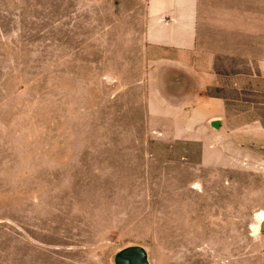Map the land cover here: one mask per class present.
<instances>
[{
  "label": "rangeland",
  "instance_id": "rangeland-1",
  "mask_svg": "<svg viewBox=\"0 0 264 264\" xmlns=\"http://www.w3.org/2000/svg\"><path fill=\"white\" fill-rule=\"evenodd\" d=\"M244 1V40L213 41L242 55L199 92L228 112L181 132L151 103L177 49L148 36L179 0H0V264L136 246L147 264H264V0Z\"/></svg>",
  "mask_w": 264,
  "mask_h": 264
},
{
  "label": "crops",
  "instance_id": "crops-1",
  "mask_svg": "<svg viewBox=\"0 0 264 264\" xmlns=\"http://www.w3.org/2000/svg\"><path fill=\"white\" fill-rule=\"evenodd\" d=\"M220 1L223 0H179V4L173 6L180 11L177 16L151 19L148 32L150 41L156 45L174 47L178 56L177 59L164 58L161 60L164 63L154 62L160 64L153 67L152 80L159 81L155 88L160 87L161 90L157 92L158 96L151 98V103L157 101L161 106L166 104L168 109L154 110V113L161 115L160 119L181 122V132L186 128L184 121L194 122L195 119L209 121L217 130L219 121L228 112L223 97L214 95L204 99L199 93L205 83L204 74L209 73L208 77L216 81L219 74L230 71L231 57L242 55L241 48L213 47V41L223 38L231 29L237 30V39H242V26L248 23L242 14L246 1H233L238 6L234 14H231L234 10L231 6L226 7L223 13ZM162 7V12L166 13L170 12L172 6L169 0H164ZM204 56L212 58L209 69L201 62Z\"/></svg>",
  "mask_w": 264,
  "mask_h": 264
},
{
  "label": "water",
  "instance_id": "water-1",
  "mask_svg": "<svg viewBox=\"0 0 264 264\" xmlns=\"http://www.w3.org/2000/svg\"><path fill=\"white\" fill-rule=\"evenodd\" d=\"M264 230V219L260 223V231ZM117 264H147L146 254L142 247H128L120 251L116 257Z\"/></svg>",
  "mask_w": 264,
  "mask_h": 264
},
{
  "label": "bare ground",
  "instance_id": "bare-ground-1",
  "mask_svg": "<svg viewBox=\"0 0 264 264\" xmlns=\"http://www.w3.org/2000/svg\"><path fill=\"white\" fill-rule=\"evenodd\" d=\"M258 216H259V218L261 219V221L264 219V211L262 210V211H260L259 213H258Z\"/></svg>",
  "mask_w": 264,
  "mask_h": 264
}]
</instances>
